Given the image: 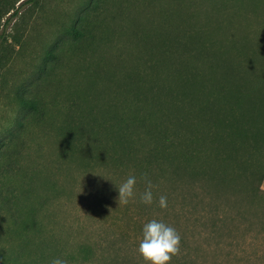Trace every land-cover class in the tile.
Masks as SVG:
<instances>
[{"label": "rangeland", "instance_id": "obj_1", "mask_svg": "<svg viewBox=\"0 0 264 264\" xmlns=\"http://www.w3.org/2000/svg\"><path fill=\"white\" fill-rule=\"evenodd\" d=\"M163 6L165 0H0V264H17L9 263L18 250L9 235V185L26 189L17 200L21 214L33 210L43 233L33 236L44 248L37 255L32 245L19 264H49L54 257L68 264H145L136 249L152 219L181 236L170 264H264V191L256 182L218 185L204 178L168 189L163 165L148 175L154 198L166 195L168 207L144 205L141 173L98 159L93 144L77 137V147L91 148L79 155L92 159L69 158L56 131L77 121L83 99L90 98L91 109L111 100L102 87L91 90L97 102L84 91L88 62L117 54L124 42L118 30L128 20L140 30L165 20ZM86 35L95 42L85 43ZM130 174L137 177L136 200L118 205L116 185Z\"/></svg>", "mask_w": 264, "mask_h": 264}, {"label": "trees", "instance_id": "obj_2", "mask_svg": "<svg viewBox=\"0 0 264 264\" xmlns=\"http://www.w3.org/2000/svg\"><path fill=\"white\" fill-rule=\"evenodd\" d=\"M163 7L165 20L141 30L128 20L117 54L88 62L84 91L102 87L111 100L99 104L91 91L96 105L83 99L77 121L56 128L68 157L92 159L79 155L91 148L77 147V137L114 166L149 174L165 165L168 189L205 178L247 179L264 191V0H165ZM25 190L9 185V235L18 243L9 263L19 264L32 245L37 255L44 248L33 236L43 234L34 211L23 217L17 203Z\"/></svg>", "mask_w": 264, "mask_h": 264}, {"label": "clouds", "instance_id": "obj_3", "mask_svg": "<svg viewBox=\"0 0 264 264\" xmlns=\"http://www.w3.org/2000/svg\"><path fill=\"white\" fill-rule=\"evenodd\" d=\"M141 179L145 183V189L139 194V203L150 206L155 202L160 209H167L168 198L166 195L154 198V185L149 175L143 173ZM136 183L137 177L130 174L125 180L116 185L118 205H127L130 201L136 200ZM180 246L181 236L174 227L162 220L152 219L143 224L142 234L136 250L145 264H170L172 258L180 254ZM49 264H68V261L60 257H54L49 261Z\"/></svg>", "mask_w": 264, "mask_h": 264}, {"label": "crops", "instance_id": "obj_4", "mask_svg": "<svg viewBox=\"0 0 264 264\" xmlns=\"http://www.w3.org/2000/svg\"><path fill=\"white\" fill-rule=\"evenodd\" d=\"M262 184H263V188H264V179H263V182H262Z\"/></svg>", "mask_w": 264, "mask_h": 264}]
</instances>
